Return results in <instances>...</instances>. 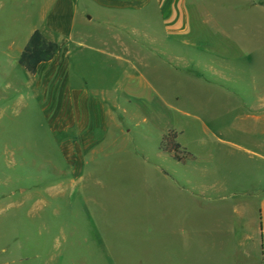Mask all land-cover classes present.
Here are the masks:
<instances>
[{
	"label": "rangeland",
	"instance_id": "1",
	"mask_svg": "<svg viewBox=\"0 0 264 264\" xmlns=\"http://www.w3.org/2000/svg\"><path fill=\"white\" fill-rule=\"evenodd\" d=\"M39 1L0 0V264H244L264 197L244 141L264 117V0H186L182 51L146 38L165 37L140 26L162 21L154 7L135 13L141 62L101 55L78 18L67 79L94 101L85 136L19 63ZM257 166L263 188L247 187Z\"/></svg>",
	"mask_w": 264,
	"mask_h": 264
},
{
	"label": "crops",
	"instance_id": "2",
	"mask_svg": "<svg viewBox=\"0 0 264 264\" xmlns=\"http://www.w3.org/2000/svg\"><path fill=\"white\" fill-rule=\"evenodd\" d=\"M39 2L41 3L37 5L33 2L32 5L40 6L41 24L31 27L32 31L21 50V55L37 30L46 40L57 43L59 47L54 59L41 63L35 74L29 73L25 68L24 70L28 77H33V86H36L37 89L55 93L57 97L59 96L57 93L61 91V98L58 97L59 101L55 102V106L62 109V114L57 116L54 122L55 124L59 123L63 131L77 128L82 136L87 134L90 126L89 107L94 101L83 86L73 87L67 79L70 76V68L74 66L71 45L76 41L74 29L78 18L91 31L81 32L79 34L81 37L78 36L77 38L92 41L94 46L100 47L98 52L101 55L114 57L120 62L128 61L125 60L124 56L129 60L138 62L144 61L145 58L144 49L140 43L129 40L126 35L130 18L131 16L133 18L135 13H144L149 8L154 7L160 14L162 20L160 23L142 22L143 19H140V22L143 23L140 24L143 30L148 31L156 27L164 30L163 35L167 38L161 39L158 35L146 34V38H151L153 43L164 42L168 38L175 39L179 43L174 44V49L182 51V45H188L187 36L192 34V23L188 16L186 0H40ZM81 3L84 4V9H81ZM91 7L94 8L92 11ZM89 14L91 15L89 16ZM137 18L139 19V17ZM81 42L79 44H82ZM164 46L162 47L165 49L168 45ZM222 78L230 82L224 75ZM84 86L87 85L84 84ZM213 86V84H206V87L212 90L219 89L217 87L221 85ZM224 88L222 85V91L225 90ZM254 121L256 131L252 134L249 130V133L244 135V141L257 148L260 152L251 151V153L259 161H264V117H257ZM80 141H83L82 137ZM78 148L79 150L83 149L82 143L78 145ZM166 154L171 157L168 153ZM253 171L255 174L257 173V176L253 178L254 183L250 182L251 184L247 187L263 188L260 175L262 167L257 166ZM255 195L250 192L247 196L255 197ZM260 198L259 239H255L256 233L253 236L247 235V241L253 242V245L245 252L248 259L244 264H264V197ZM247 218L249 221L250 216H245L244 220ZM248 221H246V229L251 232L249 228L254 223Z\"/></svg>",
	"mask_w": 264,
	"mask_h": 264
},
{
	"label": "trees",
	"instance_id": "3",
	"mask_svg": "<svg viewBox=\"0 0 264 264\" xmlns=\"http://www.w3.org/2000/svg\"><path fill=\"white\" fill-rule=\"evenodd\" d=\"M58 47L57 43L46 40L41 32L37 30L32 35L29 43L22 53L20 65L29 73L35 74L41 63H46L54 59L58 51ZM164 150L173 159L177 161H184V158L181 156L183 153L181 145L174 139L169 140V144L164 147Z\"/></svg>",
	"mask_w": 264,
	"mask_h": 264
}]
</instances>
